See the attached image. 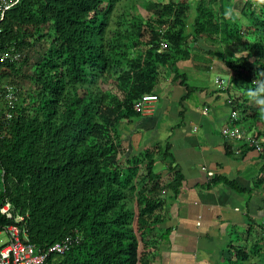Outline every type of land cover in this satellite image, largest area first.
Masks as SVG:
<instances>
[{
	"label": "trees",
	"instance_id": "obj_1",
	"mask_svg": "<svg viewBox=\"0 0 264 264\" xmlns=\"http://www.w3.org/2000/svg\"><path fill=\"white\" fill-rule=\"evenodd\" d=\"M118 2L18 0L0 22V53L38 45L32 64L27 57L0 62V84H12L16 94L10 103L0 99V207L9 202L12 213L23 216L19 226L38 249L75 238L44 264L153 263L159 246L150 234L167 201L162 185L173 197L183 177L173 167L168 142L128 156L118 125L138 117L133 103L155 93L164 79L178 80L186 96L197 90L177 64L199 40L225 51L229 45L246 50L245 62L225 60L232 75L220 92L238 117L228 126L239 124L262 138L261 152L244 147L237 157L255 152L256 186L264 183V112L250 97L264 83V0H244L237 21L226 15L224 0L216 10L213 0H143L147 16L126 10L110 26ZM30 65L34 91L24 92L15 78ZM233 145L226 141L227 154ZM157 161H169L166 184L159 185ZM140 176L144 182L137 186ZM220 182L248 192L221 176L207 185ZM10 222L0 216V226ZM226 262L264 264V235L235 247Z\"/></svg>",
	"mask_w": 264,
	"mask_h": 264
},
{
	"label": "crops",
	"instance_id": "obj_2",
	"mask_svg": "<svg viewBox=\"0 0 264 264\" xmlns=\"http://www.w3.org/2000/svg\"><path fill=\"white\" fill-rule=\"evenodd\" d=\"M216 5L218 2L213 0L215 10ZM209 44L199 40L190 57L177 64L187 84L197 90L186 96L178 80L164 79L155 88L158 99L152 104V112L123 123L126 131H122L121 136L128 156L168 142L173 167L180 170L183 177L173 197H169L166 187L162 188L161 195L167 196V201L158 213L161 222L150 234L159 246L152 264H227L226 261L233 258L235 247L252 245L264 235L259 227L264 218V187L261 188L264 183L256 186L255 179L258 156L253 151L242 159L234 153L227 154L226 140L221 134V128L229 122L230 108L220 90L227 87L226 81L232 75L225 65L227 54H232L231 45L226 51L221 48L222 55L216 53L212 60L204 63L202 58L215 54L212 52L215 46ZM202 67L227 73L228 78L216 76L210 83L213 87L210 91L190 85L186 74L200 75ZM204 107L206 114L202 113ZM160 135L163 137L159 140ZM168 163L161 162L159 171L154 168L163 175L161 180L165 184L172 176L166 169ZM208 172L237 183L248 192L240 194L222 182L208 186L211 178ZM248 221L252 222V232L247 234Z\"/></svg>",
	"mask_w": 264,
	"mask_h": 264
},
{
	"label": "built area",
	"instance_id": "obj_3",
	"mask_svg": "<svg viewBox=\"0 0 264 264\" xmlns=\"http://www.w3.org/2000/svg\"><path fill=\"white\" fill-rule=\"evenodd\" d=\"M17 1L0 0V22L3 20L5 11L16 4ZM161 46L164 47V44H161ZM21 59L22 52L16 51L13 47H9L0 53V62L15 63ZM216 81L221 83L218 78ZM15 97L16 94L12 84H0V99L3 98L10 103ZM157 99L156 93L144 94L133 103V108L141 115L149 114L152 112V104ZM202 113H207L206 107L203 108ZM236 118L238 119L237 114L234 112L229 115L230 121ZM221 134L226 141L240 142L245 147H254L257 152L262 151V138L253 131L244 130L237 126H224L221 128ZM241 150L240 146L233 145L232 152L235 155L239 154ZM207 174L211 177L214 176L212 172ZM0 216L11 221L7 225L0 226V232L4 230L8 236V242L0 246V264H44L50 254L66 252L75 239L72 235H68L45 249H38L28 241L25 229L19 226L24 221L23 216L14 215L9 202H5L0 207ZM261 225L264 226V218L261 220Z\"/></svg>",
	"mask_w": 264,
	"mask_h": 264
},
{
	"label": "rangeland",
	"instance_id": "obj_4",
	"mask_svg": "<svg viewBox=\"0 0 264 264\" xmlns=\"http://www.w3.org/2000/svg\"><path fill=\"white\" fill-rule=\"evenodd\" d=\"M212 1V0H211ZM141 2H143V0H120V2H118V4L116 5L114 12L111 16V22H110V26H114L115 25V17L116 16H120L124 11L126 12V10L130 11L132 14L134 13H138L142 16H147V13L145 12ZM214 2H218L217 0H215ZM243 3V0H230L226 1L224 0L223 5L225 6V11H226V15L227 16H231V20L237 21V17H239L240 19V15H239V11L241 9V4ZM134 4V5H133ZM130 5L134 6V9L131 8L129 9ZM205 42V41H202ZM48 44H45V41H42L41 45L43 49H45L47 47ZM200 46V45H199ZM215 48H213V51L215 54L214 55H208L207 59H201L202 62H207L208 60H212L214 56H216V53H219L222 55L223 51L221 49V45L220 44H216L214 45ZM38 50V45L35 46V48H31V49H25L24 51H22V58H26L27 57V63L28 64H32V62L35 61L36 57H37V51ZM229 50H231L232 55L227 54V58H231L232 56L237 57V59L239 58L241 61L244 58L243 53L246 51L242 46L240 45H231L229 47ZM211 56V57H209ZM219 57V56H217ZM226 58V59H227ZM242 62H245L242 61ZM229 69V68H228ZM201 71V74L199 75L198 73H194V74H186L188 77V83L190 85H195V86H201L205 89H207L208 91L211 90L210 83H213V81L215 80L216 76H221V78H228L227 77V73H223V72H219V71H214L208 68H204L202 67L201 69H199ZM32 72V67L30 66H25L22 68L21 73L18 75L17 78H15L16 81L19 82L20 85V89L24 92H33L34 91V85L31 83V81L28 79V75L31 74ZM229 73V71H228ZM229 75V74H228ZM231 78H229L230 80ZM228 82V79L227 81ZM222 97H225V94L222 95ZM229 114L228 113V120H229ZM225 122L226 119L224 120ZM230 126V124H229ZM235 126L244 129L243 127H241L239 124H236ZM124 124H119L118 128L122 129V131H126V129L124 128ZM245 130V129H244ZM164 133V132H163ZM162 133V134H163ZM163 135L159 136V140L160 138H162ZM223 137V136H222ZM155 142V141H154ZM234 144H236L237 146H240L241 148H244L245 146L243 144H241L240 142H233ZM160 161H157L155 163V171H159L160 169ZM248 170H250V166H248ZM254 171H255V167H254ZM144 182V179H142V177L140 176L139 181L137 182V186H141V184ZM163 182V180H161L159 182V185ZM264 187V186H263ZM162 188H164V184L162 185ZM165 189V188H164ZM162 189V191L164 190ZM8 242V236L6 234V232L4 230H2L0 232V246H3L4 244H6ZM253 262V260H252Z\"/></svg>",
	"mask_w": 264,
	"mask_h": 264
},
{
	"label": "clouds",
	"instance_id": "obj_5",
	"mask_svg": "<svg viewBox=\"0 0 264 264\" xmlns=\"http://www.w3.org/2000/svg\"><path fill=\"white\" fill-rule=\"evenodd\" d=\"M250 97L254 103L261 105V111L264 112V83L258 84L250 90Z\"/></svg>",
	"mask_w": 264,
	"mask_h": 264
}]
</instances>
